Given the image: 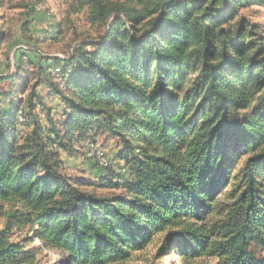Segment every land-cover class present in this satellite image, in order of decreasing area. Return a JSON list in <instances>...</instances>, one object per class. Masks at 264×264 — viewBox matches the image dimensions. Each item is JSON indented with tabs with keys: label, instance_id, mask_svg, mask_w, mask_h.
Listing matches in <instances>:
<instances>
[{
	"label": "trees",
	"instance_id": "1",
	"mask_svg": "<svg viewBox=\"0 0 264 264\" xmlns=\"http://www.w3.org/2000/svg\"><path fill=\"white\" fill-rule=\"evenodd\" d=\"M79 2L104 34L0 98V264H41L27 228L60 264H129L156 237L158 258L264 264V28L241 15L264 0ZM100 136L117 168L90 160L118 198L63 171Z\"/></svg>",
	"mask_w": 264,
	"mask_h": 264
},
{
	"label": "rangeland",
	"instance_id": "2",
	"mask_svg": "<svg viewBox=\"0 0 264 264\" xmlns=\"http://www.w3.org/2000/svg\"><path fill=\"white\" fill-rule=\"evenodd\" d=\"M241 15L247 16L264 28L263 8L253 7ZM104 31L103 27H93L90 24L87 11L83 10L79 0H0V76L6 73L8 75L7 80L0 84V98L6 93H11L12 100H20L23 94L27 97L26 91L37 78L36 67L42 64L46 68L49 63L47 59L53 63L54 58H67L72 55L77 45L99 39ZM21 61L26 63L17 68ZM38 92L45 98L46 105L52 108L56 124L62 127L65 118L60 101L49 96V86H41ZM40 114L44 120L43 125L50 128L45 121V112L40 111ZM27 132L26 128L21 131L22 135ZM96 142L117 168L113 159L118 141L100 136ZM76 151L72 155H63V171L66 175L84 192H94L99 196L112 198L122 195L121 190L101 187V169L90 160L87 149L85 151V148L79 147ZM29 233L30 229L27 228L18 235L23 238L30 237L32 240L29 247L40 249L38 259L41 264L62 262V253L45 247L39 239ZM159 243L160 238L156 237L145 251L135 254L129 264H183L175 253L164 258L156 257ZM196 264L214 263L201 261Z\"/></svg>",
	"mask_w": 264,
	"mask_h": 264
},
{
	"label": "built area",
	"instance_id": "3",
	"mask_svg": "<svg viewBox=\"0 0 264 264\" xmlns=\"http://www.w3.org/2000/svg\"><path fill=\"white\" fill-rule=\"evenodd\" d=\"M58 73V70H55L52 72L53 75H56ZM80 148H85V151L87 149V155L90 159H93L94 161H97L100 166L108 167L109 166V159L106 157V154L103 150H101L97 145L95 144H83L80 146Z\"/></svg>",
	"mask_w": 264,
	"mask_h": 264
}]
</instances>
